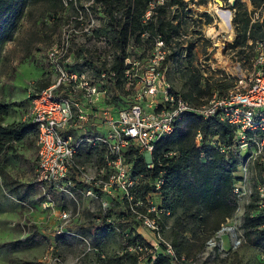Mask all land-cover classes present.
<instances>
[{"label": "built area", "instance_id": "obj_1", "mask_svg": "<svg viewBox=\"0 0 264 264\" xmlns=\"http://www.w3.org/2000/svg\"><path fill=\"white\" fill-rule=\"evenodd\" d=\"M166 1L149 0L140 16L141 24L155 18L158 8ZM60 2L59 32L45 54L49 83L39 91H29L30 105L25 116L37 127L35 181L42 183V205L53 204L50 190L74 205L72 209L60 205V223L55 235L70 233L65 224L79 213L70 177L73 171L83 184L80 193L100 201L103 213L125 199L128 201L127 208L145 232L142 235L136 230L145 244L126 247V251L137 256L138 264L154 260L161 252L168 255L173 264H202L209 253L203 250L195 258L177 257L170 242L163 237L156 221L160 212L154 200L157 193H148L144 200L133 199L132 189L143 182V174H133L132 162L126 155L134 150L135 156L142 157L147 166L152 167L155 143L173 131L184 113L191 112L203 120L217 116L236 128L233 146L240 153L238 168L242 165L245 171L251 164L260 169L255 170V204L257 211L264 212V44L257 42L252 70L239 73L229 90L223 94L214 92L202 99V103L192 105L166 77L165 59L173 43H166L160 33L152 36L149 47L131 40L125 46V68L116 88L117 99H114L109 90L115 76L111 65L120 53L111 39L96 33L104 19L103 5L94 0ZM254 18L264 24V8L254 12ZM147 37L146 31L141 33L142 39ZM81 49L96 56L97 64L104 68L95 71L87 65ZM202 139L201 132L197 131L195 143L198 146ZM211 144L221 152L229 149L217 140H212ZM84 150L101 151L93 172L86 170V162L81 157ZM239 179L244 182L245 177ZM161 182L155 181V189ZM235 192L239 197L238 186ZM214 237L205 247L223 250ZM80 238L86 244V250H97L86 237ZM238 244L240 239L234 238L231 246ZM54 246L55 243L50 253L44 255V264L61 263V256L54 253ZM260 257L264 260V254Z\"/></svg>", "mask_w": 264, "mask_h": 264}, {"label": "trees", "instance_id": "obj_2", "mask_svg": "<svg viewBox=\"0 0 264 264\" xmlns=\"http://www.w3.org/2000/svg\"><path fill=\"white\" fill-rule=\"evenodd\" d=\"M38 1L47 2V8L50 9V14L55 20L53 21L54 25L58 27V34L62 18L60 0H0V17L3 18L10 14L12 21H15L28 2ZM94 1L103 5L102 13L104 15L96 33L111 39L120 53L115 56V61L111 65V69L115 71L113 83L109 87L113 98L117 99L116 88L120 85L125 68L123 59L127 55L125 46L131 40L140 46L145 43L146 47H149L152 36L155 33H160L166 43H173V49L165 59L167 77V61L176 54L179 57L180 54L179 39L181 38V27L185 16L182 12L187 7V1L193 0H167L163 6L158 8L156 17L145 25L141 24L140 16L146 9L149 0ZM222 1L227 2L228 0ZM248 1L252 10H248L244 0H234V14L231 20L235 37L229 43V47L235 52L241 66L250 59L249 56H255L258 43L264 44V24L254 18V12H260L264 8V0ZM197 2L204 4L206 0H197ZM202 15L207 24L211 22V17L207 12ZM6 21L10 20H4L3 25H6ZM13 27L14 23H11L6 29L0 30V41L5 40L10 35ZM144 31L149 34L147 39L141 38V33ZM249 40L251 43H248ZM80 51H82L81 53L84 52L85 63L93 67L95 71L104 68L103 65L97 64V57L92 53L84 49ZM185 55L187 63L191 64L194 59L192 44L186 46ZM48 83L47 77L41 80L36 91L46 87ZM233 84L230 81H222V79L215 81V83L208 81L201 83L199 71L194 70L190 73L187 89L183 93L176 90L189 103L198 105L202 103V99L210 97L214 93L213 90H216L218 94H223L225 93L223 90L231 88ZM8 110L7 103L0 101V114H7ZM235 130L234 125L220 120L217 116L203 120L191 112H186L176 122L173 131L155 143L152 152V167H148L142 157L135 156L134 150H130L126 155V159L132 162L133 174H143L141 178L143 182L132 189L133 199L138 197L144 200L148 193H157L155 196L160 198V203H157L160 212L156 216V221L163 237L170 242L177 257L195 258L204 250L206 242L215 236L223 224L238 209V195L235 189L237 182L241 180L237 176L241 158H239V149L233 146ZM197 131H200L203 137L201 146L195 143ZM36 134V125L28 120L7 125L0 122V163L9 152L15 150L17 144L21 143L20 141L24 140L34 144ZM212 140H217L229 149L221 152L218 147L211 144ZM96 153L99 162L101 151ZM255 169L260 170L258 167ZM0 174L5 178L6 175L1 168ZM70 177L72 178L73 192L76 189L81 192L83 184L76 178L73 171ZM158 179L162 182L159 188L155 189L154 184ZM9 183L11 184V182ZM32 184L37 186V190L39 189L42 194V183L34 181ZM255 187L256 179L253 183L250 200L242 216L240 229L244 243L260 251L258 260L264 264V260L260 257L261 254H264V212L256 210L257 192ZM13 189L17 190V187L14 185ZM50 192L55 193L53 190ZM41 199L44 200L43 195H41ZM127 204L128 201L125 199L120 205L116 204L105 213L99 214L101 222L99 221L96 231L111 226L116 227L123 251L120 264H138L137 256L126 251V247L136 243L145 244L146 242L136 232V225L139 224V221L135 220L127 208ZM61 205L66 206L68 204L61 203ZM68 230H70L68 234L55 235V249L59 247L58 243L60 242L76 241L80 237H87L86 234H88L82 229ZM87 232L90 233V231ZM38 236V232L34 230L33 233L20 239L19 242L29 245L32 241H38L40 239ZM92 236L95 239L96 232ZM94 244L99 245V241L98 244L96 242ZM54 253L60 255L58 251H54ZM234 255L237 264H246L242 263L236 254ZM146 264L173 263L168 255L161 252L156 255L154 260Z\"/></svg>", "mask_w": 264, "mask_h": 264}, {"label": "rangeland", "instance_id": "obj_3", "mask_svg": "<svg viewBox=\"0 0 264 264\" xmlns=\"http://www.w3.org/2000/svg\"><path fill=\"white\" fill-rule=\"evenodd\" d=\"M220 1V8L229 10L232 18L234 14L232 0ZM244 1L248 10H252L249 1ZM186 5L187 9L183 10L185 16L179 39L180 54L179 57L176 54L167 61L168 80L175 89L182 93L187 89L190 73L194 70L199 71L201 83L207 81L215 83L219 79L234 83L239 73L229 70L217 60L215 55L219 43H221L220 51L229 64L237 66L239 63L240 65L235 52L229 47V43L235 37L232 21L228 31L220 30L218 18L211 10V7L215 6L214 0H206L204 4H198L197 0L187 1ZM50 12L46 1H38L28 2L15 21H12L10 14L3 18L0 17V30H4L9 24L14 23L10 35L0 41V101L7 103L9 108L7 114H0V122L3 125L26 121L25 116L30 105L29 91L36 90L38 83L46 78L48 64L45 54L58 31V27L53 22L55 21L54 17ZM204 12H207L211 17V22L208 24L202 15ZM4 20L10 21H6V25H3ZM210 25L216 26L218 31L216 37L207 34L206 29ZM248 43L251 41L249 40ZM189 44H192L194 56L191 64L187 63L185 55L186 46ZM172 49L173 44L170 45V51ZM257 49L258 47H256L255 53H257ZM254 57L249 56V62L240 65L242 73L246 74L252 70ZM229 89H225L223 92ZM213 92L217 91L213 90ZM20 142L15 150L9 152L0 163V168L6 175L4 178L0 174V264H44V255L49 254L52 250L51 246L56 243L54 242L55 229L60 223L61 203H67L68 209H72L74 205L72 201L63 196L60 201L55 200L53 196L54 201L50 206L42 205L44 201L41 199L42 194L39 189L37 190V186L32 184L36 178L35 143L30 144L24 140ZM88 155L89 157H87ZM81 157L86 162V170L89 173L93 172L94 165L98 163V156H95L93 151L84 150L81 152ZM242 167L240 165L237 171L238 177H245L243 183L238 181L236 184L241 193L238 197V209L214 237V241L224 249L219 251L205 247L204 252L209 254L205 255L202 264H237L234 254L242 263L263 264L258 260L260 251L244 243L240 229L242 216L250 200L253 183L256 179V169L253 165H247L245 171ZM14 185L17 190L13 189ZM76 199L79 203V213L75 218H71L65 226L70 229L69 226H74L75 223L87 219H92L95 223L98 222L91 226L90 233L86 231L88 233L86 240L97 244L99 241V245L93 243L94 246H92L97 250H86L87 246L82 243L80 238L68 243L60 242L56 249L61 256L60 264H120L123 252L116 227L111 226L96 231L101 221L99 222L95 218L97 214H102L104 211L100 201L94 200L92 197H78L77 195ZM154 200L156 204L160 203L158 196H154ZM85 209L86 212H84ZM136 226V230L144 235L145 232L141 225ZM34 230L38 232L40 238L38 241H32L29 245L19 242ZM94 232H96L95 239L92 236ZM234 238L240 239V244L235 247L231 246Z\"/></svg>", "mask_w": 264, "mask_h": 264}, {"label": "bare ground", "instance_id": "obj_4", "mask_svg": "<svg viewBox=\"0 0 264 264\" xmlns=\"http://www.w3.org/2000/svg\"><path fill=\"white\" fill-rule=\"evenodd\" d=\"M215 6L211 7L212 13L216 15L218 18V25L221 31H228L230 29V15L228 11L220 8V2L218 0H214ZM216 26L210 25L207 27L206 32L211 37L217 36ZM223 44V43H222ZM221 43H219V48L216 51V58L219 62H221L225 67H227L232 72H238L241 74V71L237 68V66H232L229 64L228 60L222 55L220 51Z\"/></svg>", "mask_w": 264, "mask_h": 264}, {"label": "crops", "instance_id": "obj_5", "mask_svg": "<svg viewBox=\"0 0 264 264\" xmlns=\"http://www.w3.org/2000/svg\"><path fill=\"white\" fill-rule=\"evenodd\" d=\"M185 9H187V7H185ZM184 9V10H185ZM184 12H182V14H183ZM94 154H95V156L97 155V153H96V151H94ZM87 157H89V155L87 156ZM74 193H75V195H77L78 197H82V196H84L83 194H81L79 191H77V189H76V191H74ZM53 196H54V198H55V200H61L62 199V195H60L59 193H53ZM86 197V196H85ZM94 200H97V199H94ZM67 202V201H66ZM82 203H83V199H82ZM84 212H86V209L84 210ZM88 214V213H87ZM96 220H99V214H97V216H96V218H95ZM94 220H85V221H80V222H78V223H75L74 224V226H69L70 227V229H72V230H80V229H82V230H85V231H91V226L92 225H94V224H96V223H98V222H96L95 223V221L93 222ZM100 221V220H99ZM92 222V223H91Z\"/></svg>", "mask_w": 264, "mask_h": 264}, {"label": "water", "instance_id": "obj_6", "mask_svg": "<svg viewBox=\"0 0 264 264\" xmlns=\"http://www.w3.org/2000/svg\"><path fill=\"white\" fill-rule=\"evenodd\" d=\"M218 1L220 2V7H221V1L220 0H218ZM232 4H234V1L233 0H232ZM227 11H228V13L230 15V24H231V20H232V18H231V12L229 10H227ZM237 67L240 68L239 63H237Z\"/></svg>", "mask_w": 264, "mask_h": 264}]
</instances>
